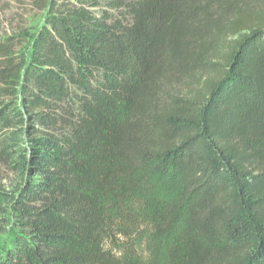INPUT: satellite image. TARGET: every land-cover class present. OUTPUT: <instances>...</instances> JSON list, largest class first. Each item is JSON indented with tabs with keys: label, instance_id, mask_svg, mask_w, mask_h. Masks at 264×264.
Listing matches in <instances>:
<instances>
[{
	"label": "trees",
	"instance_id": "1",
	"mask_svg": "<svg viewBox=\"0 0 264 264\" xmlns=\"http://www.w3.org/2000/svg\"><path fill=\"white\" fill-rule=\"evenodd\" d=\"M38 1L0 34V264H264V0Z\"/></svg>",
	"mask_w": 264,
	"mask_h": 264
},
{
	"label": "rangeland",
	"instance_id": "2",
	"mask_svg": "<svg viewBox=\"0 0 264 264\" xmlns=\"http://www.w3.org/2000/svg\"><path fill=\"white\" fill-rule=\"evenodd\" d=\"M38 2V0H0V34L21 35L30 39L44 20V13L38 10L37 7L39 5ZM21 52L26 55V43L22 47ZM16 183L15 177L7 169L0 166V188L11 191L16 186ZM176 183L174 177L169 176L161 179L157 183L159 196L162 198L172 196ZM0 231L1 254L9 245L17 230L11 225L6 226L3 230L0 229ZM118 239L119 243L130 245L129 240L121 237Z\"/></svg>",
	"mask_w": 264,
	"mask_h": 264
}]
</instances>
